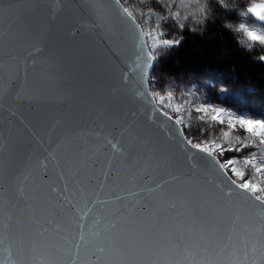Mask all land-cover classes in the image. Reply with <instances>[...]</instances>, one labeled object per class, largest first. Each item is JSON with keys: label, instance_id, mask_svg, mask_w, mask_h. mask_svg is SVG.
<instances>
[{"label": "water", "instance_id": "95a60500", "mask_svg": "<svg viewBox=\"0 0 264 264\" xmlns=\"http://www.w3.org/2000/svg\"><path fill=\"white\" fill-rule=\"evenodd\" d=\"M134 51L111 0H0L2 264H71L73 255L77 264L147 255L160 264H264L257 210L224 197L216 186L225 178L211 171L207 181L185 179L195 150L135 94L131 77L122 80ZM164 181L177 203L171 224L187 238L180 247L167 232L151 235L140 206L128 215L129 193L148 196L141 190ZM85 200L103 203L81 220ZM79 224L87 242L77 251Z\"/></svg>", "mask_w": 264, "mask_h": 264}, {"label": "snow or ice", "instance_id": "6c2138e0", "mask_svg": "<svg viewBox=\"0 0 264 264\" xmlns=\"http://www.w3.org/2000/svg\"><path fill=\"white\" fill-rule=\"evenodd\" d=\"M177 0H156V3L164 8V14H160L151 7L142 8L139 5L149 3V0H111V3L117 9L118 15L125 27V31L129 32L134 40V58L128 65L129 72L122 74V80L127 83L131 77V83L135 90V94L151 105L153 113H159L168 121L177 126L180 143L185 147L194 149L191 153L194 162L190 165V170L185 174V179H201L207 181V173L213 172L217 177H224L216 187L226 198L233 196L243 200L258 212L261 225V233L264 235V120L245 119L243 116H234L229 114V121L235 120L236 123H229L228 130L221 129L219 134L213 135L211 129L214 124H224L222 114L226 111L223 108H216L213 105H195L193 106L189 99H178L174 92L166 91L165 93L154 92L149 87L150 71L153 64L159 57L166 54L173 47L179 46L183 37L175 35L168 37L162 22L167 24L169 19L175 22L176 27L181 31L184 29L185 21L189 15L194 17L193 23L201 25L208 17V0H197L195 12H184L172 9V5ZM215 4L220 8L228 7L226 0H215ZM179 7L186 8L188 5L185 0H179ZM243 17H253L260 22H264V2L252 3L245 11L241 12ZM232 28V25H225ZM190 26V31H195ZM236 32H242L245 39L240 42L249 50L256 44L264 45V31L255 27H249L247 21L241 22L236 28ZM119 59V53H114ZM264 61V55L259 57ZM157 67L159 65L157 64ZM153 85L155 76L151 77ZM199 113L196 120L204 122L207 128L198 129L200 133L208 132L206 139L194 140L191 135H185L184 128L192 129V111ZM175 114V115H173ZM237 125L243 128L248 135L241 137L235 135L233 139H229L235 132ZM115 149L117 146L112 145ZM256 148L257 151L250 152L245 156L229 155L225 158L226 153H241L246 148ZM259 153V157H258ZM247 177V178H246ZM173 180H179V177H173ZM169 181L157 183L154 188L142 189L141 192H147L148 196L139 193H129L134 198L133 207L128 211L131 216L137 211H147L150 213L151 235L158 236L161 232H167V239L176 247H180L187 243L185 231L179 226L171 224L176 220L177 203L174 198H170V192L164 187ZM55 192L56 189L54 188ZM156 193L155 196L152 194ZM138 197V198H137ZM121 199V197H117ZM143 202V203H142ZM96 203L103 201H93L92 206H88L85 200V208L77 209L81 220L87 218L93 213ZM97 219L96 223H99ZM81 229L79 238L75 243L77 251L82 243H86L84 225L79 224ZM118 224H111V229H117ZM95 235L99 236L97 232ZM264 243V241H261ZM147 247V245H146ZM103 251V249H101ZM78 255H73L71 264H77ZM2 264V262H0ZM132 264H160V262L147 255L144 259H138ZM177 264H180L178 261ZM190 264H212L211 260L192 261Z\"/></svg>", "mask_w": 264, "mask_h": 264}, {"label": "trees", "instance_id": "16d2710c", "mask_svg": "<svg viewBox=\"0 0 264 264\" xmlns=\"http://www.w3.org/2000/svg\"><path fill=\"white\" fill-rule=\"evenodd\" d=\"M161 12L159 11L160 14ZM236 17L235 10L220 8L214 4L200 28L195 31H190L189 27L178 30L179 37H183L181 43L162 59L159 67L154 65L151 77L191 79L207 72H215L228 76L234 83L247 88L249 94H255L264 100V61L259 59L264 55L263 50L256 47L249 50L241 44L234 27L225 26L231 25L230 22Z\"/></svg>", "mask_w": 264, "mask_h": 264}, {"label": "rangeland", "instance_id": "374dc122", "mask_svg": "<svg viewBox=\"0 0 264 264\" xmlns=\"http://www.w3.org/2000/svg\"><path fill=\"white\" fill-rule=\"evenodd\" d=\"M149 0V3L139 5L142 8L151 7L159 13L164 14V8L159 6L156 1ZM264 2V0H226L228 5L227 8L235 10L237 13V17L230 22V24L236 28L241 22L247 21L249 27H255L261 31H264V24L253 17H243L241 16V12L245 11L247 7L251 6L252 3H260ZM185 3L188 5L186 8L179 7V0L174 3L173 10H179L182 12H195L197 7V0H185ZM215 4V0H208V16L211 13V8ZM246 5V6H245ZM208 18V17H207ZM194 17L189 15L187 21H185L184 27H194L195 29L200 28L201 25H196L193 23ZM162 27H164L166 34L169 38L175 35L179 37L178 30L179 28L176 27L175 22L171 19L164 24L162 22ZM240 39H245L244 34L242 32H238ZM260 48L263 50L264 53V45H260L256 43L252 48ZM174 48V47H173ZM172 48V49H173ZM169 50L166 54H163L159 57L158 61L154 63V65L160 64L162 59L171 53ZM153 65V67H154ZM153 70V69H152ZM155 70V68H154ZM153 72V71H152ZM157 73V72H156ZM152 75V74H151ZM151 78V77H150ZM150 89L154 92H161L162 94L166 91L174 92L175 96L180 99H189L193 106L195 105H213L216 108H223L226 111L222 114L224 119V124H214L213 128L211 129L213 135L219 134L221 129L228 130L229 123H236L235 120L229 121L227 119L229 114L234 116H243L245 119H252V120H264V100L263 98L255 95L249 94L248 89L244 86L238 85L234 83L231 78L226 75L218 74L215 72H207L205 74L194 76L191 79L180 78L177 80L172 79H165L163 77L155 76V83L150 82ZM231 90V91H230ZM226 91H230L228 94H225ZM175 115V114H173ZM192 115V129L191 132L189 128L185 127L186 135H191V138L194 140H201L206 139L208 137V132L205 131L204 133H200L198 129L201 127L207 128V125L204 124L202 121H198L195 119L199 113L195 112L194 110L191 113ZM235 135H239L242 138L248 135L246 131L237 125L235 132L232 134L229 139H233ZM257 151L256 148H246L244 152L241 153H226L225 158L229 155L235 156H245L250 152ZM259 157V153H258ZM247 178V177H246Z\"/></svg>", "mask_w": 264, "mask_h": 264}]
</instances>
